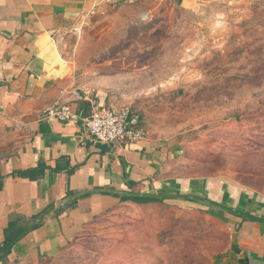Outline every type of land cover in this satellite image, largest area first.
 Here are the masks:
<instances>
[{
  "label": "rangeland",
  "instance_id": "obj_1",
  "mask_svg": "<svg viewBox=\"0 0 264 264\" xmlns=\"http://www.w3.org/2000/svg\"><path fill=\"white\" fill-rule=\"evenodd\" d=\"M73 27L62 44L77 47L93 91L139 111L155 133L188 140L190 176L264 216V0H129ZM164 200L189 213L129 204L48 264H213L217 226L204 215H234Z\"/></svg>",
  "mask_w": 264,
  "mask_h": 264
},
{
  "label": "crops",
  "instance_id": "obj_2",
  "mask_svg": "<svg viewBox=\"0 0 264 264\" xmlns=\"http://www.w3.org/2000/svg\"><path fill=\"white\" fill-rule=\"evenodd\" d=\"M122 1L129 0H0V249L7 244L0 264L55 261L88 226L129 204L153 203L180 213L182 207L189 213L188 203L177 199L164 200L165 205L139 202L113 190L186 192L195 187L236 207L238 199L243 202L190 176L183 159L189 142L183 137L162 136L146 126V139L109 145L88 133L84 118L113 103L107 92L91 89L77 47L69 50L61 39L80 20ZM58 100L72 105L71 119L39 117ZM20 170L34 177L13 174ZM86 190L93 192L47 214L61 199ZM252 208L246 211L261 215L258 205ZM204 217L217 226L213 264H264V224L213 212ZM188 219L179 220L181 231ZM10 225L17 229L7 234Z\"/></svg>",
  "mask_w": 264,
  "mask_h": 264
},
{
  "label": "built area",
  "instance_id": "obj_3",
  "mask_svg": "<svg viewBox=\"0 0 264 264\" xmlns=\"http://www.w3.org/2000/svg\"><path fill=\"white\" fill-rule=\"evenodd\" d=\"M73 116L72 105L59 100L39 113L40 118H56L62 121ZM84 122L88 133L103 144L136 143L149 135L140 112L127 105H104L84 118Z\"/></svg>",
  "mask_w": 264,
  "mask_h": 264
},
{
  "label": "water",
  "instance_id": "obj_4",
  "mask_svg": "<svg viewBox=\"0 0 264 264\" xmlns=\"http://www.w3.org/2000/svg\"><path fill=\"white\" fill-rule=\"evenodd\" d=\"M115 193L128 196V197H148V198H156V199H183V200H190V201H197L204 203L208 206L215 207L217 209L224 210L228 213H231L233 215H236L238 217H241L243 219L255 221L261 224H264V216L254 214L252 212L243 210L241 208L235 207L233 205H230L228 203L212 199L208 196L196 194V193H186V192H168V191H154V192H142V191H134V190H113ZM93 190H86V191H80L76 192L64 199H61L54 205H52L48 211L47 214L53 212L55 209L60 208L62 206H65L69 203H72L74 200L78 199L79 197L91 193ZM28 227L24 232H27L32 226Z\"/></svg>",
  "mask_w": 264,
  "mask_h": 264
},
{
  "label": "trees",
  "instance_id": "obj_5",
  "mask_svg": "<svg viewBox=\"0 0 264 264\" xmlns=\"http://www.w3.org/2000/svg\"><path fill=\"white\" fill-rule=\"evenodd\" d=\"M13 174H14L15 176H28V175H30V176L34 177V176L30 173V171H23V170L16 171V172H14ZM1 188H2V182H0V189H1ZM122 199H125V200H127V199H131V200L139 201V202H144V201H155V200H163V199L148 198V197H128V196H123ZM218 210H221V209H218ZM222 211H223V210H222ZM11 228H12V229H11ZM16 229H17V228H16L15 226L10 225V230L8 229V231H7L6 233L9 234L10 232L15 231ZM22 231H23V229H22L21 231H19L14 237L18 236ZM14 239H15V238H14ZM12 240H13V239H12ZM6 247H7V244L4 245V246L0 249V253L3 252V251H5ZM6 256H7V255H4V256L2 257V259L5 260Z\"/></svg>",
  "mask_w": 264,
  "mask_h": 264
}]
</instances>
